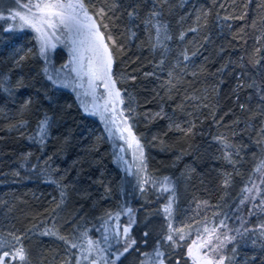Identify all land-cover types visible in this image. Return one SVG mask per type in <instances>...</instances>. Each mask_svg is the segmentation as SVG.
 I'll list each match as a JSON object with an SVG mask.
<instances>
[{
    "label": "trees",
    "instance_id": "16d2710c",
    "mask_svg": "<svg viewBox=\"0 0 264 264\" xmlns=\"http://www.w3.org/2000/svg\"><path fill=\"white\" fill-rule=\"evenodd\" d=\"M9 1L0 0V8ZM83 3L101 33L115 41L106 40L111 75L135 103L133 130L144 149L143 170L126 174L98 121L81 110L71 92L46 80L27 31L18 37L5 33L9 37L0 43V240L9 243L0 255L23 246L28 264H77L78 259L89 264L82 259L87 253L70 244L85 248L81 234L96 240L119 212L122 226L134 221L129 236L136 243L119 259L114 253L123 251V242L111 246L107 264H141V253L164 241L169 223L183 229L186 238L177 233L175 245L162 244L164 264H193L188 247L207 239L205 226L221 221L227 228H217L218 233L237 237L220 250L225 264H264V237L235 231L264 223L259 211L264 171H255L264 161V0ZM100 9L103 16L97 15ZM157 22L169 36L159 43ZM254 60L260 63L253 66ZM45 119L40 142L38 125ZM166 177L167 192L162 191ZM253 182L260 191L244 192ZM169 199L170 217L164 212ZM49 230L56 235H43Z\"/></svg>",
    "mask_w": 264,
    "mask_h": 264
},
{
    "label": "snow or ice",
    "instance_id": "6c2138e0",
    "mask_svg": "<svg viewBox=\"0 0 264 264\" xmlns=\"http://www.w3.org/2000/svg\"><path fill=\"white\" fill-rule=\"evenodd\" d=\"M17 5V9L14 11H10L7 16L0 14V20H12L14 22L13 25H10L9 29L12 30L13 27L18 26L30 27L36 33V39L39 42V53L40 56L47 59L46 52L50 48H55L56 44L53 42H65L71 44L70 52L72 53V59L70 61L72 68L71 71L76 73L77 79L79 81H83L84 78H87V90L85 91V95H95L96 84L98 81L103 82V86L108 94L109 100L105 102L104 112H109L110 109L108 107L109 103L113 104V108L111 111L113 112L111 118V124L114 126L109 127L106 130L109 133L110 138L115 136L116 133H119V136L116 137L120 140H124L125 143L128 144L129 148H132L135 145V150L140 154L141 164H143V147L139 144L137 138L132 134L130 127H121L120 124L127 125V120L124 119L120 123H117V116L115 114V103H123L121 99V94L119 90L116 89L115 81L112 79V62L113 57L112 53L109 50V44L105 41H109L112 44H115V41L108 35L105 37L103 33L97 27L96 20L92 15H89L87 8L85 7L83 0H14ZM97 15L103 16L104 9H100ZM131 16L132 13H129ZM153 17L157 16L158 13L153 12L151 14ZM243 18V17H239ZM199 19V17H198ZM223 19L227 20L229 17L225 16ZM151 23V21H149ZM107 27L106 25L104 26ZM157 37V42L159 43L161 40L169 39L167 35V30L165 25H161L157 22L153 25ZM230 27V26H229ZM59 31V35L57 34ZM189 31H196L195 28L189 29ZM184 33H181V39H183ZM260 49H256V52H259ZM196 53H193L195 55ZM184 60H188L189 56L187 53L183 54ZM23 59V57L21 58ZM253 63V66H256L260 63L259 60L250 61ZM67 67V65L65 66ZM45 74L48 79L53 82V84H58L60 81L55 79L49 72L48 69H44ZM67 86V85H64ZM77 86H83L82 84H78ZM264 99V97H262ZM27 107V102L25 104ZM97 111L99 106H95ZM244 105H241L243 108ZM88 111V109H85ZM97 111H92L90 114L96 115ZM163 115L161 110L160 113H156V117H160ZM120 117L124 116L123 110L119 113ZM101 119L105 120L107 123V118L101 115ZM47 119L39 122L37 136L40 139V142L43 141V137L46 134L47 130ZM178 130L180 129L179 125L175 126ZM128 133V136H124V132ZM264 132V129H261ZM191 132V128L186 130V134ZM124 149L121 148V152ZM135 154V153H134ZM123 159V157H121ZM225 159L228 160L229 163H233L230 156L228 154L225 155ZM256 172L264 171V161L261 162L260 165L255 169ZM148 181L145 180L144 183ZM155 183V182H153ZM225 185L228 184V180L225 179ZM261 184H264V176L261 177ZM143 190V189H142ZM162 191H171L170 184L168 182V178L164 179L162 185ZM244 192L252 193L254 191H260V186L252 183L251 187H245L243 189ZM249 199V197H245V200ZM251 199H256L255 196H252ZM173 200L169 199L168 204L164 208V212L168 217L171 216ZM244 203V200L241 201ZM255 207V206H254ZM259 211L264 212V199H261L259 205ZM129 215L131 218L132 210L128 209L125 213ZM109 218L112 216L109 213ZM116 219H119L121 213H116ZM134 223L133 220L130 219L129 224L123 227L122 232L119 228L113 231L107 224H105V234L103 235V243L106 248L100 247V242L96 240H92L87 237V233H82L81 236L84 237L87 241V248L78 245L77 243H71V248H80L82 252H87V255H83L82 259L88 260L89 264H98L97 259L90 258L92 253H103L108 248H111L110 241L115 240L116 243L124 244L123 251H117L114 253L116 255V259H119L121 255L127 252L132 246L136 243L135 240H132L129 236L131 224ZM223 227L227 228V224L224 221H221L219 225L213 226L209 229L207 226L204 228V232L208 234L207 239H203L201 243L197 244L196 241H193V246L188 247V255L192 258L193 264H225V257L220 254V250L225 246L226 243H231L236 240V236H229L227 232L220 234L217 231V228ZM241 237L245 234L252 232L258 233L260 237H264V223L257 225L255 228H244L243 232H241L240 228L235 230ZM179 233V239L184 240L186 237L183 234V229H174L169 223V231L168 234L164 237V241H157V246L151 253H141L144 259L141 261V264H164V253L161 251V246L164 242H169L173 245L176 244L175 235ZM12 240L15 241L16 244L21 243V238L17 235L11 234ZM43 235H56L50 230L43 233ZM145 236L148 235L146 232ZM197 235H200L198 232ZM60 239H65L64 237H59ZM216 241V242H214ZM255 243V241H253ZM8 241L0 240V250L8 247ZM65 243H69L65 240ZM195 247V253L193 248ZM233 252L236 251L235 248L232 249ZM100 259H105L103 255L99 256ZM19 259L22 264H28L26 251L23 246L19 248H15L14 252L3 251V255H0V264H10V261H15ZM228 259H231L229 257ZM77 264H80V260H77ZM105 264L107 261L105 259ZM112 264H115V261H112Z\"/></svg>",
    "mask_w": 264,
    "mask_h": 264
},
{
    "label": "rangeland",
    "instance_id": "374dc122",
    "mask_svg": "<svg viewBox=\"0 0 264 264\" xmlns=\"http://www.w3.org/2000/svg\"><path fill=\"white\" fill-rule=\"evenodd\" d=\"M35 2V0H33ZM3 2H0V4ZM3 5V4H2ZM0 5V6H2ZM17 9V5L15 4L14 0H10L9 4L3 9L0 8V14L7 16L10 11H14ZM90 15V14H89ZM17 26L13 27L12 30H7L9 29L10 25H13L14 22L12 20H0V24L2 25L0 28V43L5 42L9 36H6L5 33H10V36L13 37H18L23 35L26 31L30 34L29 36L33 37L35 40V47H33L32 54L39 58L42 67H43V73L45 75V78L49 83H51L55 88L57 89H64L69 92H71L74 96L75 101L81 108V110L91 116L94 117L98 123L100 124L102 128V136L104 139H107L111 145V149L113 150L114 154V160L116 163L119 165V167L122 168V170L128 174L129 176L137 174L139 171H142L141 167L144 164V149H143V164H141L140 160V154L138 151L135 150V145H133L132 148L128 147V144L125 143L124 140H120L116 137L119 136V133H116L115 136L111 137L109 136L108 131L106 130L109 127L114 126L111 124V118L113 115V112L111 109L113 108V104L109 103L108 107L110 109L109 112H104V105L105 102L109 100L108 94L103 86V82L98 81L96 84V89H95V95H85V91L87 90V78L85 77L83 81H79L77 79L76 73L71 71L72 65L70 63L72 59V53L70 52L71 49V44L65 42L61 43L58 41H53L56 44L55 48H50L46 52V57L47 59L43 58L40 56L39 53V42L36 39V33L33 29L30 27H19L18 22ZM58 35L60 34L59 31L57 33ZM106 42V41H105ZM29 49V48H28ZM67 65V67H65ZM47 68L48 72L60 83L58 84H53L51 80L48 79L47 75L44 72V69ZM78 84H82L83 86H77ZM67 85V86H64ZM117 89V87H116ZM118 90V89H117ZM121 94V99L123 100V103H115V114L117 116V123H120L122 120L126 119L127 120V125L120 124V126L123 127H130L132 134H134L133 130V118L136 115L135 112V103L133 101V98L131 97L130 94L128 93H122L119 91ZM99 106V109L97 111L95 106ZM88 109L86 111L85 109ZM123 110L124 116L120 117L119 113L120 111ZM92 111H97L96 115L90 114ZM101 115L105 116L107 118V123L105 120L101 119ZM124 136L127 137L128 133L125 131ZM136 137V136H135ZM137 138V137H136ZM139 141V144L142 146L140 140L137 138ZM143 147V146H142ZM121 148L124 149L123 152H121ZM135 153V154H134ZM123 157V159H121ZM140 173V172H139ZM121 216V215H120ZM119 216V217H120ZM105 224L109 226L113 231H115L117 228H119L121 231L124 227V225H121V222L116 219H112L111 221H107ZM105 224L102 226L100 229V234L96 241L100 242V247L101 248H106V246L103 243V235L105 234ZM197 242V244L201 243V240H194ZM111 246L117 245L118 243L115 242V240L110 241ZM190 246H193V242L191 243ZM87 248V246L85 247ZM110 248H108L105 252L103 253H93V258L97 259L98 264L102 260H107L108 258V251ZM193 251L195 253V247L193 248ZM87 253V252H86ZM103 255L105 259H100L99 256Z\"/></svg>",
    "mask_w": 264,
    "mask_h": 264
}]
</instances>
